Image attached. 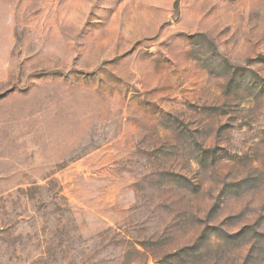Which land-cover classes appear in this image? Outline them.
Segmentation results:
<instances>
[{
    "label": "rangeland",
    "instance_id": "rangeland-1",
    "mask_svg": "<svg viewBox=\"0 0 264 264\" xmlns=\"http://www.w3.org/2000/svg\"><path fill=\"white\" fill-rule=\"evenodd\" d=\"M0 264H264V0H0Z\"/></svg>",
    "mask_w": 264,
    "mask_h": 264
}]
</instances>
